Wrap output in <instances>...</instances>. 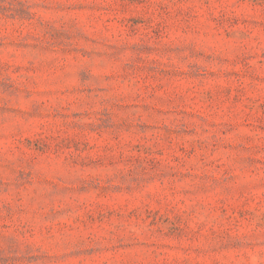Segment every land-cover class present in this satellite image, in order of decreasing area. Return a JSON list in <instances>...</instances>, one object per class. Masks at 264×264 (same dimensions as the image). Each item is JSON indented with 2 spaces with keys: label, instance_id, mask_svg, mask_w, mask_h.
Segmentation results:
<instances>
[{
  "label": "rangeland",
  "instance_id": "1",
  "mask_svg": "<svg viewBox=\"0 0 264 264\" xmlns=\"http://www.w3.org/2000/svg\"><path fill=\"white\" fill-rule=\"evenodd\" d=\"M0 264H264V0H0Z\"/></svg>",
  "mask_w": 264,
  "mask_h": 264
}]
</instances>
